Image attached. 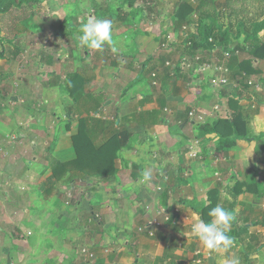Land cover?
Listing matches in <instances>:
<instances>
[{
    "label": "crops",
    "instance_id": "0c3cea01",
    "mask_svg": "<svg viewBox=\"0 0 264 264\" xmlns=\"http://www.w3.org/2000/svg\"><path fill=\"white\" fill-rule=\"evenodd\" d=\"M238 3L240 2L235 5L233 3L231 8L233 11L240 5ZM231 9H218V12L221 11L224 17L225 12L228 16ZM238 10L241 11L242 8ZM2 16L4 15H0V22L5 19ZM235 20L232 17L230 22L233 31L237 30L238 25L234 24L237 22ZM262 20L263 17L258 16L252 22ZM219 23L223 27L227 25L221 22V19ZM206 24H210V21H206ZM2 25L3 23L0 24V34H2ZM241 37L244 38L243 34ZM153 43L146 42L143 49L147 55L141 65L146 66L148 78V70L161 68L164 62L173 61L176 56L171 53L161 58L160 51L156 50L150 58L149 52ZM105 47L113 63L109 62V56L107 60L100 51L94 54L98 62H95V65L91 64L92 66L86 62L90 55L86 52L82 66L69 67L66 62V66L63 65L62 68H54L57 60L49 58V67L52 68L50 71L57 73L58 77L53 81L51 79L47 81L44 92L42 91L44 95L51 96L48 99L50 105L47 106L48 108H42L44 109L42 119L28 120L34 126L33 132L14 143H26L31 149V156L41 161L42 166L31 171L17 164L13 166L6 163L8 165L0 169V184L6 187L9 195L15 196L18 207L27 208L25 215L30 214L38 231L44 221L52 223V216L62 213L54 208L58 198L55 196L51 198L52 187L61 179L79 176L78 180L69 181L67 189L77 184L81 198L72 200L71 204L65 202L62 204L69 211L77 209L81 204L89 210L85 214L79 213L81 217L75 213L76 215H71L70 218L71 212H69L67 216L69 223L73 217L79 222L86 214H99L100 222L97 220L98 228L93 233L94 238H91L90 243L85 244L96 256L93 264H185L193 259V253L198 249L209 254L203 264H224L225 259L232 256L239 257L240 264H264V103L253 105L254 96L247 94L240 102L238 101L240 113L242 114L243 110L245 112L247 136L237 140L236 145L227 152H217L219 136L215 133L201 135L199 131H202L207 124L218 120L231 121L233 110L228 106V101L232 95L227 97L226 92H219L225 97L223 96V101L219 105L220 116L214 119V114L209 111L216 96L204 90L206 94L200 85L190 89L191 93L187 90L172 93L170 87L174 83L166 79L167 73H162L168 72L164 67L158 79L157 93H160V96L154 97L156 90H152L150 79L148 86L142 87L145 92L138 93L140 88H136L137 85L132 81L135 72L140 69L138 66L140 59L128 60V57L113 53L109 46ZM238 55L236 58L239 61L246 57V55ZM73 76L82 78L85 83L83 91L81 88L75 90L80 80L67 87V81ZM207 76L209 78L210 74ZM2 78L0 73V79ZM178 79L179 77H176L177 81ZM71 90H75L74 93ZM22 92L27 98L24 107L30 108L34 104L30 99L31 95L27 89L23 88ZM57 93L62 94V99L57 97ZM147 93L151 94L146 95ZM95 102H100L101 106L97 111H92V104ZM244 103L246 106H242ZM189 109H194L198 114L203 115L204 123L191 122L187 117ZM2 110L0 107L1 148L6 146L5 137L12 133H6L8 129L12 127L15 129V124L7 122L6 113ZM66 113L77 117L76 127L59 120L58 115ZM95 113H100L102 121L114 120V124L109 123L112 129L127 130L130 135L126 144L114 155L112 153L111 174L89 178L84 173L66 167L64 174L60 175V180L52 179V172L46 160L49 154L48 147L44 149L45 141L49 137L57 139L51 154L53 158L62 162L74 159L72 137L78 132L79 120L87 118L88 115L93 117ZM56 124L64 126V130L60 126L62 130L59 134L60 128L55 127L56 133L49 131L51 126ZM191 124L196 126L194 134L190 128ZM189 133L193 135L188 137ZM95 135V144L100 145L104 138L103 134L98 135L95 131ZM34 142L36 146L33 148L31 144ZM194 142H198L199 153V158L195 160L188 155V148ZM148 169L152 171V180L145 184L141 182V177L143 171ZM27 174L30 177H27ZM31 176H35L36 179L37 176L46 178V183L36 185L38 189L35 191L36 195L42 198V203L45 201L44 196L48 195V198H51L40 206L41 214L38 211L32 212L29 208L30 192H20L22 185H30V179L33 180ZM85 178L91 179L93 183H89L90 180ZM48 184L49 187L44 189ZM45 193L47 194L44 195ZM22 197H26V200L23 201ZM26 203L29 205L25 206ZM217 204L228 210H234L236 215V220L228 233L233 238L234 244L227 253H209L191 232V227L197 218L205 222L212 219L208 213ZM160 208L167 210L177 208L178 212L171 215L173 224L156 233L154 237L138 234L136 228L155 218ZM92 215L84 222L90 221ZM23 216L24 213L20 215L21 218ZM52 232V235L56 234L55 228ZM68 244L65 247H67L66 254L69 255L72 250ZM82 258H78V264L87 262Z\"/></svg>",
    "mask_w": 264,
    "mask_h": 264
},
{
    "label": "rangeland",
    "instance_id": "374dc122",
    "mask_svg": "<svg viewBox=\"0 0 264 264\" xmlns=\"http://www.w3.org/2000/svg\"><path fill=\"white\" fill-rule=\"evenodd\" d=\"M11 1L12 0H0V7L9 5ZM16 1H21L20 5L17 6L18 8L12 5L7 12H2L0 9V15H4V17H2L3 19L5 18L4 21L0 22V24L3 23L1 27L2 34H0V39H2V42H0V73L3 76V78L0 79V96L3 98H0V107L3 109L2 112L6 113L7 122L9 121V123L15 124V129L12 127L6 132H12L5 137V140H7L5 143L6 146L0 147V169L5 168L8 164L13 166L17 164V166L25 167L31 171H34V168L37 167L40 169L42 166L40 163L41 161L31 156V149L26 143H14L20 140L19 138L25 137L27 134L33 132L34 126L31 125L28 120L32 119V121H34L36 119H42L44 115V109L42 108H48L47 106L50 105L48 99L51 96H48V94L44 95L43 89L47 81L50 79L53 81L58 77L56 76L57 73L50 71L52 68L49 67V58L52 57L54 60H57V65H55L54 68L57 67L59 69L62 68L63 65L66 66V62L69 67L74 65L82 66L84 52L90 54L86 60L87 64H90V66L98 62L94 57L97 51L103 52L102 55L106 56V59L107 56H109L110 63L114 62L110 58L111 55L106 52L108 50L107 47H104L102 50H93L81 48L79 45L77 37L79 35L80 26L89 19H97V13L93 7L94 3H96L99 8L105 7L104 18L112 22L114 47L118 49L116 54L122 57H128V60L130 58L140 59L138 62L140 69L138 68L135 72V77L132 81L134 85H137L135 86L136 88H140L138 93H144L145 91L142 90V87L143 85L145 87L148 86L149 83V78L146 75V66L143 67L141 65L142 62H145L144 59L147 55L146 52H143L144 44L146 42H154L152 48H150V58L156 50L160 51L161 58L171 53L176 55L175 59L172 61L173 69H169V74L173 72V76L170 77L171 81L174 83L170 87L172 93L176 94L186 90L191 93L190 89L200 85L203 91L205 90L210 92L213 96H216L213 100L212 108L209 111L214 114V119L220 116L219 112L221 110L219 105L221 104L220 102L223 101V96L225 97V95L219 93L220 91L226 92L227 97L233 95L239 102L242 100V97L239 95V93L242 94V86L230 78V72L227 67L224 68L228 70V84L218 89H212L210 87L208 74L200 73L197 70L198 67L211 62L210 60L212 58L215 59L212 61L218 64L220 62L219 59H229V51L224 49V47L217 42H209L211 43V48L195 51L193 55L198 54V57H200V62L195 63V56L192 57L189 55V48L192 47V44L188 42L189 36L195 32L194 25H182L180 30H175V28H173L174 21L181 10L180 4L184 5L186 3L195 9L200 0H179L173 10L174 0H158L156 3L157 6L155 5L154 8H152L154 2H152L150 7L148 4L145 5L144 0ZM217 2H223V0H217ZM249 2L238 3L241 6L238 5L233 11V13L236 14L233 18L237 21L234 22V24L242 23L244 17L250 18L251 20L262 13L261 5L253 3V0ZM251 3H253V5H249ZM238 8H242V12L239 11ZM194 19V12H192L185 18V21H192ZM231 20L232 17L230 14L227 16L226 12L225 16L221 18V22H224L225 25L232 22ZM249 25L250 24L247 25V29L250 27ZM233 33L235 34L236 30H234ZM169 35L171 36L170 40H168V37L170 38ZM241 36L242 34L239 35L238 40H242ZM207 53L209 60L204 63V55H207ZM239 54L242 53L240 52ZM219 55H221V57L217 59ZM4 56L6 58H4ZM185 59L188 60L183 62ZM186 63H188V65H185ZM103 64L105 63L103 62ZM253 65L255 69L260 70L255 76V82H259L264 78V59L254 60L252 62V67ZM177 68L179 69L178 81L174 75V71H176ZM199 80L200 82H197ZM251 80L252 79L249 81ZM23 88L28 90V93L31 95L30 99L34 102L30 108L24 107L27 98L24 96V92H22ZM151 88H153V91L156 90L154 92V97L158 98L160 96V93H157L159 90L158 85ZM261 91L263 90H252V92L257 95L254 96L253 105L264 103V96L261 94ZM134 92L136 93V91ZM207 92L205 93L207 94ZM149 94L151 93H147L146 95ZM58 96L59 99L63 97L62 94L58 95L57 93V97ZM242 106H246L245 103L242 104ZM15 108L18 109L14 110ZM189 111L191 110L189 109ZM189 111H187V113ZM242 114L245 115L244 110ZM58 116L62 123L76 127V116L69 115L68 113ZM105 122L107 124H114V120H107ZM60 126L63 127L64 130L63 124ZM60 126L59 124L53 125L49 131H54L56 133L55 127L57 129L60 128L58 131L59 134L62 130ZM190 128L193 130L192 133L194 134L196 126L192 125ZM192 133H189L188 137L193 135ZM56 140L55 137H49L45 141L46 144L44 145V149L50 144L54 146ZM31 146L34 148L36 142L31 144ZM6 163L8 164L6 165ZM13 171L14 169H12V172ZM27 177H30V175L27 174ZM31 177H33V180L30 179V185H22L20 187V192H30L32 202L30 200V203H28L30 204L29 208L32 212L38 211L39 213L41 209L40 206L44 204L46 200L48 201V199L55 196L58 198V203H54V208L59 209L62 213L53 215L52 223L44 221L41 225L42 230L36 231L35 223L32 221L30 214L25 215L27 208L18 207L14 199L15 196L9 195V191L6 190V187L0 184V264H78L79 257H83L82 259H84V256L81 255V249H88L86 245L91 241V238H94L93 233L95 229L98 228L96 224L100 220L99 214H86L82 216L83 219L79 222L75 221L74 217L72 218L73 220L71 219L70 223L67 219L69 212H71V218V215L77 214L81 217L79 213L82 212L85 214L89 211L82 204L72 211L63 207L62 204L64 202L71 204L72 200L76 201L81 198L79 197L80 191H78L79 188L77 184L71 187V189H67L69 181L71 179L74 181L78 180L79 176H71V178L66 176L67 178L64 180L61 179L60 182L52 187L51 198H48L49 196L46 195L47 193L44 194L46 196H44L45 201L43 203L41 201L42 198L38 197L35 191L38 189L36 185H40L43 182L46 183V178H41V176H37V179L35 176ZM85 179L90 180L89 183H93L91 179ZM82 182L85 183L84 181ZM48 187L49 184L46 185L44 189ZM15 192H17V190H15ZM65 193L67 199L71 197L68 201ZM81 196L83 197L85 195ZM21 199L25 201L26 197H22ZM28 203H26L25 206L29 205ZM176 209L177 208H172L170 211L172 212ZM22 213H24L23 218L20 217ZM44 214L46 213L44 212ZM91 215L93 217L97 216L98 221L84 222ZM54 216L55 218H53ZM53 228L56 230L55 235H52ZM66 230L68 232H66ZM94 235L96 236V234ZM67 243H69L68 246L70 250H72L69 255L66 254L67 247H65V245ZM80 243L86 245L84 246ZM89 253H93L91 249ZM85 264H93V262L87 261Z\"/></svg>",
    "mask_w": 264,
    "mask_h": 264
},
{
    "label": "trees",
    "instance_id": "16d2710c",
    "mask_svg": "<svg viewBox=\"0 0 264 264\" xmlns=\"http://www.w3.org/2000/svg\"><path fill=\"white\" fill-rule=\"evenodd\" d=\"M144 1L145 5L148 4L150 7L152 2H154L152 6V8H154L158 0ZM178 1L179 0H174L172 10L177 5ZM249 1L251 2V0H224L223 2H217V0H200L195 9L186 3L184 5L180 4L181 10L178 17H176V20L174 21L173 27L175 30H180L182 25H194L195 32L189 36L188 41L192 44V47L189 48L190 56H193L197 50H206L211 48V43L208 42L209 39H211L212 42H217L223 46L224 49L229 51L230 58L226 60L219 59V65L227 67L230 72V78L241 84L242 94L239 92L237 93H239L242 98L246 94L250 96H257L252 92L253 89L248 85V81L252 79L251 81L255 83V76L260 72L259 69L252 67V62L254 60L264 59V0H253V3H258L262 6V13L259 16H262L263 20L261 22H252L256 20V18L250 20V18L248 19L247 17H244L242 19V23L237 25L235 34L233 33L231 23H228L226 27H223L219 23L222 18V12H218V9H231L233 7V3L235 5L237 2L245 3ZM20 3L21 1L12 0L9 5L0 7V9L2 12H7L10 10L12 5L17 7ZM253 3L249 5H253ZM93 7L97 13L96 18L105 19V7L99 8L96 3L93 4ZM192 12H194L195 19L192 21H185V18ZM229 14L231 17L236 15L233 13L232 9ZM206 21H210V24L207 25ZM248 24H250V27L247 29L246 27ZM260 33H262V36H260ZM240 34H243L244 36L241 43L238 40ZM0 42H2V39H0ZM240 52L242 53V56L246 55L245 58H242V61H239L238 58H236ZM220 57L221 55H219L217 59ZM208 60L209 57L207 53V55H204V62H207ZM156 69L148 70V73L150 74ZM169 75L170 74L168 72L166 76L168 81L171 80ZM174 75L175 78L179 77L178 68L174 71ZM78 80H80V84L75 90L77 91L81 88L83 91L85 83L79 76L71 77V79L67 81V87H71ZM259 82L261 83L263 90L261 91V94L264 96V78H262ZM74 91L71 90L72 93H74ZM92 106L91 110L97 111V109L100 108L101 103L95 102ZM161 106L163 107L162 103ZM228 106L233 110L231 121L218 120L211 124H207L204 126L202 131H199L201 132V135L215 133L219 136L217 142V152H227L236 145L237 140L247 136L245 122L246 116L240 113L238 100L235 99L233 95L228 101ZM95 131L96 134L98 132V135L99 133L103 134L104 138L100 145L95 144ZM129 136L130 135L127 130H114L109 124L105 123V121H102L101 119H93V117L89 115L87 118L80 119L78 132L72 137V148L75 154L74 159L62 162L53 158L51 154L54 146L53 144L48 146L49 155L46 160L52 172L51 178L57 179V181L60 180V175H62V173L64 174L66 167H71L72 170L74 169L77 172L84 173L86 177L89 178L109 176L112 168V156L118 149L122 148L126 144ZM205 210L206 208L202 212L205 213Z\"/></svg>",
    "mask_w": 264,
    "mask_h": 264
},
{
    "label": "clouds",
    "instance_id": "9594fccd",
    "mask_svg": "<svg viewBox=\"0 0 264 264\" xmlns=\"http://www.w3.org/2000/svg\"><path fill=\"white\" fill-rule=\"evenodd\" d=\"M81 48L102 50L109 46L113 53L118 49L114 47L112 36V22L107 19H89L80 26L77 37ZM152 180L151 169L142 173L141 182L150 183ZM209 222L197 218L191 227V232L209 253H227L233 246L234 240L228 235L232 223L236 220L234 210H228L220 204L211 208ZM224 264H240L237 256L226 258Z\"/></svg>",
    "mask_w": 264,
    "mask_h": 264
},
{
    "label": "built area",
    "instance_id": "2783aa9c",
    "mask_svg": "<svg viewBox=\"0 0 264 264\" xmlns=\"http://www.w3.org/2000/svg\"><path fill=\"white\" fill-rule=\"evenodd\" d=\"M170 39H171V36H170V38L168 37V40H170ZM208 42H212V40L209 39ZM171 43H173V42H171ZM189 45H190V43H189ZM193 56H195L194 62L199 63L200 57H198V54L193 55ZM187 60L188 59H185V60H183V62L184 61L186 62ZM212 60H215V59L212 58L210 60L211 62L198 67L197 70L200 73L210 74L209 85L211 88H213V89L222 88L228 84V70L225 69L222 65H219L217 62H214ZM204 63H206V62H204ZM172 64H173L172 61H166V62H164L163 67L165 69H167V71L169 72V69L172 68ZM185 65H188V63H186ZM163 67L158 68L149 74V79L151 81L150 82L151 87H156L158 85V79H159V76L161 75V71H162ZM169 76L172 77L173 72H171ZM248 85L253 90L260 91L262 89V85L260 84V82L254 83L252 81H248ZM93 117H95L97 119H102L100 113L99 114L95 113L93 115ZM187 117L194 124L195 123H197V124H203L204 123L203 115L198 114L194 109H192L191 111L188 112ZM197 147H198V142H194V143L190 144V146L188 148V155L193 160L199 158V153H198ZM163 180L165 181V178H163ZM177 212H178L177 209L173 210L171 212L170 210L160 208L157 211V215L155 218L150 219V220L146 221L145 223L141 224L140 226H138L136 228V231L138 234H144V235H147L149 237H154L156 235V233L162 231L164 228H167L169 225L173 224L171 215H172V213H177ZM96 220H98L97 216H94V217H92V219L90 221H96ZM185 220H187V218H185ZM81 255L84 256L85 261L93 262L96 259L95 254L89 253V250L86 248L81 249ZM208 257H209V254L204 253L198 249V250L194 251L193 259L190 260L189 262L185 263V264H203V262Z\"/></svg>",
    "mask_w": 264,
    "mask_h": 264
}]
</instances>
